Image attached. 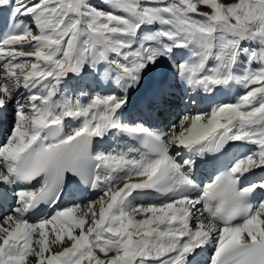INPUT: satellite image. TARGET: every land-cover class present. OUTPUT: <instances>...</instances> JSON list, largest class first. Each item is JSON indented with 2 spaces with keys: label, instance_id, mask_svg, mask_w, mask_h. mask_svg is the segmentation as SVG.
<instances>
[{
  "label": "snow or ice",
  "instance_id": "1",
  "mask_svg": "<svg viewBox=\"0 0 264 264\" xmlns=\"http://www.w3.org/2000/svg\"><path fill=\"white\" fill-rule=\"evenodd\" d=\"M104 3L0 0V264H264V0Z\"/></svg>",
  "mask_w": 264,
  "mask_h": 264
},
{
  "label": "rangeland",
  "instance_id": "2",
  "mask_svg": "<svg viewBox=\"0 0 264 264\" xmlns=\"http://www.w3.org/2000/svg\"><path fill=\"white\" fill-rule=\"evenodd\" d=\"M90 3L95 4L98 7H107V5L104 3V0H90ZM0 29H2V30L5 29L4 24H3V27H1ZM93 95H94V93H93ZM180 95L181 94H180V90H179V92H176V97L173 98L172 104L169 107L163 109L162 114L155 116L156 119L159 117L160 120L153 119L152 123L157 124L159 126H165L170 121L177 119V114H182L183 111L185 110L184 103L179 100ZM157 111L159 112L160 110L158 109ZM10 113H11V110H9V114L6 115L4 118H0V127L2 129V133H3L4 138L8 134V128L7 127L8 126L10 127V123H9V120L11 119ZM198 259H199V261H201V258H198Z\"/></svg>",
  "mask_w": 264,
  "mask_h": 264
},
{
  "label": "bare ground",
  "instance_id": "3",
  "mask_svg": "<svg viewBox=\"0 0 264 264\" xmlns=\"http://www.w3.org/2000/svg\"><path fill=\"white\" fill-rule=\"evenodd\" d=\"M223 2H225V3H233V2H236V0H222ZM200 10L201 11H208V9H206L205 7H203V6H201L200 7ZM11 23V21H9V24ZM1 27H3V22H2V20H0V28ZM7 31V29L5 28V29H0V36H2V34L3 33H5ZM175 91L176 92H179V89H175ZM243 91V89H240L239 87H237V86H233L232 87V89H231V92L229 93V95L228 96H220L218 99H221V100H226V101H231L232 99H234V97H235V95L237 94V93H239V92H242ZM181 94V93H180ZM91 95H93V93L91 94ZM137 100H139V97H137ZM207 103H209L208 101H205V104H207ZM137 113L135 112V111H133L132 113H130V115H133V116H135ZM1 118V117H0ZM155 118V117H154ZM72 126H76V122H73V124H72ZM67 128V127H66ZM67 130H68V128H67ZM66 130V131H67ZM245 151H247V149L246 148H239V149H233V152H236V153H240V152H245ZM229 159H231V157H229ZM211 171H212V169L211 168H209V169H207V170H205L203 173H202V176H201V178L202 179H204L205 181H207L208 179H209V175H211ZM212 173H213V171H212ZM258 178V179H261V178H264V172H262V171H260V170H256L255 171V174L254 175H250L249 177H248V180L247 181H245V183H248L249 181H251V180H255V178ZM92 197V193L88 196V199H90ZM160 197H158V195L157 194H155V193H152L151 194V196L150 197H148L147 199H154V200H156V199H159ZM142 199H145V198H142ZM138 219L140 218V217H137ZM206 251H209V253L210 254H208V258H206L207 260L209 259V257L211 256V250H210V248L209 249H206L204 252H206ZM198 259V258H197ZM202 259V258H201ZM199 260V259H198ZM201 264H205V261H203V262H201Z\"/></svg>",
  "mask_w": 264,
  "mask_h": 264
}]
</instances>
